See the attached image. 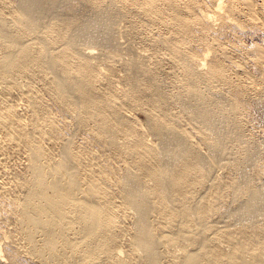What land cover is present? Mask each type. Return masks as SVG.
<instances>
[{"label": "bare ground", "instance_id": "1", "mask_svg": "<svg viewBox=\"0 0 264 264\" xmlns=\"http://www.w3.org/2000/svg\"><path fill=\"white\" fill-rule=\"evenodd\" d=\"M252 29L264 0H0V264H264Z\"/></svg>", "mask_w": 264, "mask_h": 264}, {"label": "rangeland", "instance_id": "2", "mask_svg": "<svg viewBox=\"0 0 264 264\" xmlns=\"http://www.w3.org/2000/svg\"><path fill=\"white\" fill-rule=\"evenodd\" d=\"M260 2V1H258ZM262 19V17H261ZM263 20V19H262ZM247 28V30H246ZM249 27H245L244 31H248ZM252 34L249 32H244V35L242 34V41L244 42L245 45H251L254 42H258L261 43L263 40V36H264V31H262L261 29H252L251 30ZM247 33V34H246ZM252 35V36H250ZM262 37V39H261ZM261 39V40H260ZM231 40L237 45L239 44V40L238 39H232ZM247 43V44H246ZM231 50V49H230ZM241 49L240 47L238 48L237 51H235L234 53H237L238 55H241ZM247 57L243 56V60L246 61ZM249 68L251 69V63L249 64ZM233 77V76H232ZM247 118L249 119V123L247 124V128L251 131V132H256V134H263V131L261 130L260 127H258V121H257V114H259L258 112L256 113L255 109L251 106L248 110H247ZM44 147H46L44 145ZM14 150V149H13ZM13 150L10 151L11 153V157L7 158L6 162L9 166L8 170H15L17 172H23L25 169V165H26V161L24 158H26L25 154H22V156L20 158H18L14 153ZM8 187V186H6Z\"/></svg>", "mask_w": 264, "mask_h": 264}]
</instances>
